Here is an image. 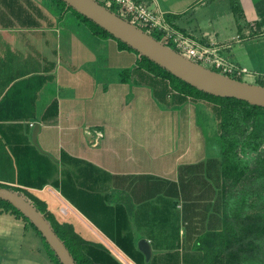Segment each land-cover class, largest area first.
<instances>
[{
  "label": "crops",
  "instance_id": "crops-1",
  "mask_svg": "<svg viewBox=\"0 0 264 264\" xmlns=\"http://www.w3.org/2000/svg\"><path fill=\"white\" fill-rule=\"evenodd\" d=\"M140 1L156 2L185 34L229 45L225 55L240 68L257 71L264 62V53L256 50L258 35L264 34V0ZM47 2L0 0V185L25 188L46 203L61 224L108 251L113 259L105 264H217L214 252L228 251L227 246L238 250L247 225L240 230L236 219L243 214L228 210L233 179L223 180L220 164L210 161L219 156L207 154L203 132L160 129V121L173 123V129L174 115L130 111L133 102L124 106L122 93L130 85L136 92L142 80L132 83L137 80L130 76L120 80L119 89L98 81L89 66L96 56L73 28L62 26L63 18ZM100 39L115 42L117 56H132L136 74L132 51L121 50L112 38ZM152 91L147 104L155 101ZM54 100L58 117L45 118ZM39 152L58 165L57 179H64L71 198L51 183L43 189L23 186L20 164L26 179L45 173ZM64 154L74 161L63 162ZM81 169L91 174L82 176ZM144 239L152 249L150 260L139 247ZM127 249L144 260L133 259Z\"/></svg>",
  "mask_w": 264,
  "mask_h": 264
},
{
  "label": "rangeland",
  "instance_id": "rangeland-1",
  "mask_svg": "<svg viewBox=\"0 0 264 264\" xmlns=\"http://www.w3.org/2000/svg\"><path fill=\"white\" fill-rule=\"evenodd\" d=\"M48 1L47 4L51 5V0ZM53 10L56 13H60L59 7H55ZM62 20V26L73 28L77 36L83 42H86L88 50L96 56L95 62L89 65L95 78L100 82L110 83L112 87L119 89L121 86L120 80H122L123 76L122 73L125 70H133L130 69L135 65V62L132 64L131 61L133 57L128 54L117 56L115 54V42H111V44L105 43L100 38L94 36L88 27L82 24L74 12H68ZM254 30L255 33L261 32L258 27H255ZM258 36L260 44L257 45L256 50L264 53V34ZM133 53L137 56L136 60H138L139 55L136 52ZM256 70L249 69L250 73L255 76V79L245 75L243 80L245 82L252 80L255 82L252 84L258 85L262 81L264 83V62ZM131 78L137 80L132 79V83L138 82L139 84L142 80V86L136 87L137 93L134 92L135 87L133 85L125 88L131 90H127L125 94L122 93L125 95L123 98L124 106L129 108L127 103L133 102L130 111L133 109L134 113H143L144 115L148 113L174 115L176 122L173 129H171L173 123H168V121H160L159 128L163 129V126H168V130L178 132H185L189 129L200 130L206 139L204 142L207 145L206 147H208L206 148L207 154L209 156H220V145L216 139V135H221V133L223 135L225 132H220L219 130V121L216 118L213 104L204 100H189V102L178 109L171 108V110H168L166 108L170 107L166 103L164 104V102L162 103L158 99L156 100V97H154L156 102L147 104L146 99L152 88L147 87V83L138 71H136V74L131 72ZM135 98L138 101L136 106ZM182 119H184V122H182ZM254 132L253 120L241 118L239 127H234L227 136L228 141L234 145L231 155L239 165L241 172L240 175L236 174V177H233L231 184H228L227 206L230 213L243 214L236 219V221L238 220L240 230L247 225V222L250 224L251 219L255 220L257 227L260 226L258 223H262L261 225L264 226V128L260 130L258 138L253 136ZM178 148L179 146L176 147V149ZM19 222H12L8 214H0V264H52L45 243L40 235L31 226L26 230V224L23 220ZM19 226L23 228V231ZM256 228H254V231H256ZM250 238L254 240L253 247L248 248V252L241 259V264H264V234L254 233L251 236L248 234L242 237L241 240L244 239L246 241ZM239 244L242 247L244 245V248H246L244 241H241Z\"/></svg>",
  "mask_w": 264,
  "mask_h": 264
},
{
  "label": "trees",
  "instance_id": "trees-1",
  "mask_svg": "<svg viewBox=\"0 0 264 264\" xmlns=\"http://www.w3.org/2000/svg\"><path fill=\"white\" fill-rule=\"evenodd\" d=\"M50 3L55 7L60 8L59 14L61 18H63L68 12H74L75 15L80 19L82 24H85V26L88 27L93 35L100 38L115 39L119 44L121 50L136 52L139 55V58L137 60L135 71H138L147 85L152 87L154 96L160 102H164V104L166 103L170 108L175 109L184 106L187 102H189V100H204L213 104L216 118L219 121V130L220 132L224 131L225 133L223 135L222 133L221 135H216V139L218 140L220 145V156L218 158L211 159L210 161L220 164L222 169L221 176L226 182L232 180L233 177H236V174H241L239 165L234 161L231 155L234 145L230 141H228L227 136L231 133V130L234 127H239L241 118H244L247 120H253L255 128L253 136L255 138H258L260 136V130L264 128V107L255 106L246 101L238 99L222 98L203 92L174 76L168 70L151 61L149 58L139 54L132 47L118 40L113 35L108 33L105 29L95 24L93 21H91L81 13L77 12L63 0H51ZM232 7L236 14L240 12L239 5L235 1H232ZM168 19L169 21H171V18L168 17ZM153 37L158 41H161V37H159L158 35L153 34ZM169 47L174 49V47L171 45ZM133 71L134 70H125V72L122 73V81L128 82V79L131 76V72ZM238 80L243 81L242 78H238ZM259 85L264 86L263 81L260 82ZM58 109V101L54 100L47 108L45 112V118H57L59 112ZM34 149L38 152L36 148ZM39 155L44 161H46L44 175L37 176V178H34L32 180L26 179L23 177L20 164V181L22 182L23 186L28 188L43 189L46 184L51 183L54 187H58L62 190L63 196L71 198L66 191V183L64 182V179L62 182L58 181L57 179V175L59 173L58 165L49 156L41 154L40 152ZM67 158L70 159L69 156L64 154L63 162H65ZM70 160L74 161V159L72 158ZM75 161H77L78 163H84L80 160ZM18 162L20 161L18 160ZM86 165L91 167V171L100 170L96 166L89 164ZM79 173H82V176L91 174L90 172H86L84 169H81ZM93 175H95L94 172ZM0 186L23 195L46 217L47 221L50 223L59 238L69 249L77 264H105V261L112 262L113 258L110 256L108 251L100 246H96L87 242L75 232L72 225L67 223L61 224L57 220L55 215L48 210L46 203L33 196L28 190H26L25 188L10 186L6 184H2ZM0 214H11L15 216L16 219L23 220L26 224V229L31 226L44 241L51 263L62 264L55 251L51 248V246L48 244L39 230L14 205L9 203L8 201L0 199ZM246 224L247 227L245 228V230L246 232H248L249 236L254 233H262V235L264 234V226L261 225L262 223H258V225L260 226L257 227V223H255V220L251 219L250 224H248V222ZM254 228H256V231H254ZM244 244H246V248H244V246H241L240 248H238V250L231 251L229 249V246H227L228 251L222 253L221 251L214 252L213 257H215L217 261H219L220 259L217 264H241L242 257L246 252H248V248L253 247L254 240L252 238L247 239ZM127 252L133 259L138 260L140 263L142 260H144L143 255L140 252L135 253L134 249H127ZM222 256L224 257L221 258Z\"/></svg>",
  "mask_w": 264,
  "mask_h": 264
},
{
  "label": "water",
  "instance_id": "water-1",
  "mask_svg": "<svg viewBox=\"0 0 264 264\" xmlns=\"http://www.w3.org/2000/svg\"><path fill=\"white\" fill-rule=\"evenodd\" d=\"M63 1L139 54L149 58L193 87L217 97L238 99L264 107V86L222 75L186 58L96 0ZM39 129L40 125L37 123L33 132L35 144ZM0 199L14 205L34 224L62 264H77L46 217L29 200L23 195L1 186ZM139 247L147 260H150L152 257L150 243L145 239L141 240Z\"/></svg>",
  "mask_w": 264,
  "mask_h": 264
},
{
  "label": "built area",
  "instance_id": "built-area-1",
  "mask_svg": "<svg viewBox=\"0 0 264 264\" xmlns=\"http://www.w3.org/2000/svg\"><path fill=\"white\" fill-rule=\"evenodd\" d=\"M120 17L137 26L144 32L161 37V42L173 46L181 55L222 75L231 78H244L251 73L230 62L225 55L229 45L204 43L173 27L158 5L140 0H96ZM67 208L62 212L66 213Z\"/></svg>",
  "mask_w": 264,
  "mask_h": 264
}]
</instances>
